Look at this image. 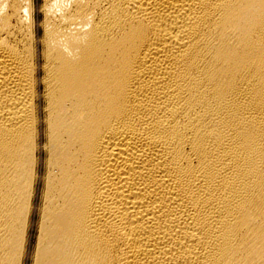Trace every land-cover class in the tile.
I'll return each instance as SVG.
<instances>
[{"label":"bare ground","instance_id":"6f19581e","mask_svg":"<svg viewBox=\"0 0 264 264\" xmlns=\"http://www.w3.org/2000/svg\"><path fill=\"white\" fill-rule=\"evenodd\" d=\"M0 264H264V0H0Z\"/></svg>","mask_w":264,"mask_h":264}]
</instances>
